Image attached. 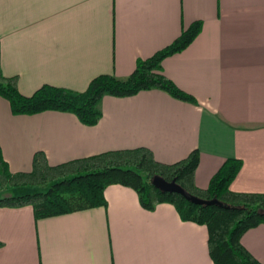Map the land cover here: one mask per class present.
I'll list each match as a JSON object with an SVG mask.
<instances>
[{"label":"crops","instance_id":"1","mask_svg":"<svg viewBox=\"0 0 264 264\" xmlns=\"http://www.w3.org/2000/svg\"><path fill=\"white\" fill-rule=\"evenodd\" d=\"M197 21L198 37L162 64L196 103L159 89L107 95L101 119L88 126L59 111L14 115L0 96L11 172L32 171L39 151L58 165L139 147L173 164L198 150L199 188L226 160L240 159L231 189L264 193V0H0V73L17 76L26 96L47 84L83 92L103 74L129 77ZM106 199L43 219L32 206L0 208V264H215L208 227L183 220L174 205L147 209L120 184ZM242 242L264 263V224Z\"/></svg>","mask_w":264,"mask_h":264},{"label":"trees","instance_id":"2","mask_svg":"<svg viewBox=\"0 0 264 264\" xmlns=\"http://www.w3.org/2000/svg\"><path fill=\"white\" fill-rule=\"evenodd\" d=\"M203 28L202 21L185 28L169 46L153 56L137 62L127 78L103 74L94 78L89 87L78 92L65 87L44 85L33 95L19 89V78L0 73V96L10 102L14 115H36L46 111L72 113L88 126L102 117L100 104L107 95L134 96L144 90L159 89L174 98L196 103L191 94L182 90L162 71L165 59L187 49ZM200 153L194 150L188 157L173 164L160 162L146 147L107 151L98 155L50 164L39 151L30 172L13 173L0 145V189L38 188L26 194L0 197V208L32 206L37 219L49 218L107 205L106 189L120 184L137 191L142 205L154 209L159 204L175 206L185 221L206 225L209 229L210 255L215 264H264L243 244V235L264 224V193H240L231 184L242 169L243 161L228 159L213 176L206 189L199 188L195 175ZM176 179L189 192L204 199L219 200L245 209L194 204L179 193H163L152 184L154 175ZM4 243L0 240V247Z\"/></svg>","mask_w":264,"mask_h":264},{"label":"water","instance_id":"3","mask_svg":"<svg viewBox=\"0 0 264 264\" xmlns=\"http://www.w3.org/2000/svg\"><path fill=\"white\" fill-rule=\"evenodd\" d=\"M152 184L157 187L159 190H161L163 193L171 192V193H179L184 198L189 200L190 202L194 204L203 205L205 207L216 205L220 207H224L226 209H238L242 210L245 209L243 206H235L232 204L225 203L221 200H219L217 197L213 199H204L202 197H199L197 195L192 194L189 192L184 186H182L176 179H173L172 181L167 180L162 175H154L152 178Z\"/></svg>","mask_w":264,"mask_h":264},{"label":"rangeland","instance_id":"4","mask_svg":"<svg viewBox=\"0 0 264 264\" xmlns=\"http://www.w3.org/2000/svg\"><path fill=\"white\" fill-rule=\"evenodd\" d=\"M5 191L6 190L0 189V197H3ZM14 191H15V194L21 195V194L33 193L35 191H38V188H34V187H23V188H19V189H14ZM14 191H12V192H14Z\"/></svg>","mask_w":264,"mask_h":264}]
</instances>
